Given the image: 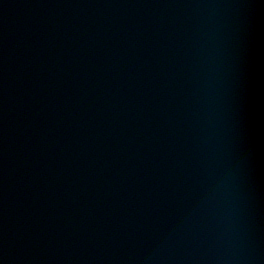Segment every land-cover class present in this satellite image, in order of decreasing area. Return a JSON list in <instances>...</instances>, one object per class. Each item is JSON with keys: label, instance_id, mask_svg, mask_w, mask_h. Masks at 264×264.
<instances>
[{"label": "water", "instance_id": "obj_1", "mask_svg": "<svg viewBox=\"0 0 264 264\" xmlns=\"http://www.w3.org/2000/svg\"><path fill=\"white\" fill-rule=\"evenodd\" d=\"M128 264H264V0H92Z\"/></svg>", "mask_w": 264, "mask_h": 264}]
</instances>
